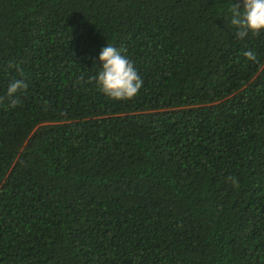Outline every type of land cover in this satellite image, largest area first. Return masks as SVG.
<instances>
[{"label": "trees", "instance_id": "16d2710c", "mask_svg": "<svg viewBox=\"0 0 264 264\" xmlns=\"http://www.w3.org/2000/svg\"><path fill=\"white\" fill-rule=\"evenodd\" d=\"M233 2L0 0V264H264V32ZM107 43L133 100L91 80Z\"/></svg>", "mask_w": 264, "mask_h": 264}, {"label": "clouds", "instance_id": "9594fccd", "mask_svg": "<svg viewBox=\"0 0 264 264\" xmlns=\"http://www.w3.org/2000/svg\"><path fill=\"white\" fill-rule=\"evenodd\" d=\"M230 24L236 29L235 35L243 40L249 36H259L264 32V0H238L229 8ZM124 48H116L108 44L100 50L99 60L102 68L97 76L91 78L99 90L108 98L115 101L133 100L143 86V79L138 74L134 63L126 55ZM243 55L256 62V54L245 51ZM12 65L10 64L9 67ZM28 84L23 79L14 80L7 88L6 98L10 107L15 108L19 104L18 93L26 91ZM5 97H0V103ZM47 103V102H45ZM234 188H239L236 177L226 178Z\"/></svg>", "mask_w": 264, "mask_h": 264}]
</instances>
